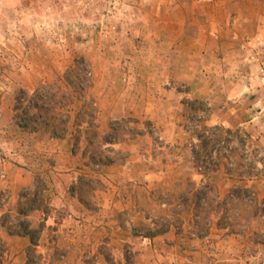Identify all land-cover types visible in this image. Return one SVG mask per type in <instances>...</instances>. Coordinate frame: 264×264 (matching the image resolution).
I'll return each instance as SVG.
<instances>
[{"label":"crops","instance_id":"crops-1","mask_svg":"<svg viewBox=\"0 0 264 264\" xmlns=\"http://www.w3.org/2000/svg\"><path fill=\"white\" fill-rule=\"evenodd\" d=\"M112 1L0 0V28H14L3 42L19 43L0 53V217L10 219L0 264H27L31 232L35 264H257L248 255L264 247V181L223 162L201 170L186 125L264 138V0H114L109 12ZM44 26L69 32L31 49L24 36ZM78 60L91 77L83 101L62 110L63 136L20 126L19 93L53 85ZM85 107L100 134L133 130L114 145L119 165L87 163V119L74 149ZM80 176L102 184L89 207L73 188Z\"/></svg>","mask_w":264,"mask_h":264},{"label":"rangeland","instance_id":"rangeland-1","mask_svg":"<svg viewBox=\"0 0 264 264\" xmlns=\"http://www.w3.org/2000/svg\"><path fill=\"white\" fill-rule=\"evenodd\" d=\"M25 2H27V4L29 5V3H33V7L37 6L36 1L37 0H24ZM102 3L104 2V4L106 2H110L111 0H100ZM112 3L108 4L107 10L111 11L112 10ZM109 11V12H110ZM46 12V11H45ZM15 16H19L20 12H14L13 13ZM3 27L4 30L6 31L7 29V33H9L10 29H14V28H9L6 26H3L0 28V35H3ZM17 29V28H16ZM69 32V28H65V27H59V28H53L52 26H47V27H40V28H32L31 30H28V32L26 33V37L27 40L25 42H27V45H29V47L31 49H34L35 47H37V45H43V47H50V44L52 45V43L50 42L49 44V40L53 41V43L55 42L56 38H58L59 36H63L64 34ZM1 35V41L0 42V53L6 52L9 53L10 49L12 48V50L17 51V49H19V43L18 44H10L7 42H3V36ZM18 36V35H16ZM55 38V39H54ZM61 39H64L63 37H61ZM31 42H28V41ZM59 46L61 47V43H58ZM18 45V46H17ZM64 47L66 48V44H63ZM62 48V49H63ZM21 49V47H20ZM59 49V48H58ZM35 60V59H33ZM81 64V66H80ZM87 65H85V63L81 60H78L76 65L74 64L72 68L73 70H76L78 74H85L86 77L88 79H90L91 77V72L90 70L86 67ZM68 70V69H67ZM66 72V71H65ZM64 72V74H65ZM64 74L62 75V77L60 78L61 80H57L55 79L53 81L54 85H58V86H63L61 87L62 90H65V92H71L72 96L75 97V99L77 101H83L80 100L81 98H84L85 95L82 94H76L73 93L67 83L64 80ZM73 75V73L71 74ZM75 76V75H74ZM42 84V83H41ZM50 86V85H48ZM47 93H44V95L48 94V90H46ZM45 91V92H46ZM32 93H29L23 96V100H21V106L19 107V109L17 110V118H18V114H20L21 112H24V108L28 105V100L29 98L32 96ZM81 96V98H80ZM65 109V108H64ZM81 110H85L84 114H83V118H85V120L89 119V112H92V108L90 107H85L82 108ZM35 112V110L30 109L27 113L28 114H33ZM29 116V115H28ZM28 118L27 116L25 117V119ZM190 124L192 125H196V127L191 128ZM120 129L123 128L126 131V135L130 136V133H133V130L130 129V127L128 125H126V123H122L120 124ZM255 127H257V125H255ZM186 129L189 132H192L193 134L191 135V139H190V143L188 148L190 149L191 152H193V158L196 160L198 159L197 164H199V168L202 169H214L217 170L220 166V164H225V168L226 170L230 173L232 171H234L237 167V165H239L240 167H242L241 169L243 170V175H246L247 179L249 181H264V138L262 137V135L260 134H253V136H245L242 134H235V133H228V134H224V135H220V130L218 127H204L201 125V119H197L194 118V120H191L189 123H187L186 125ZM209 130L210 134L208 136L204 135L202 133V131ZM77 130V128H76ZM87 131V130H86ZM85 131V132H86ZM134 131H136L134 129ZM80 132V129H79ZM85 132H84V137H85ZM110 133V132H109ZM129 133V134H128ZM82 134L80 133L79 136H81ZM101 135H106V134H101ZM154 138H155V142L157 143V145L163 146L165 144V139L162 137V135L160 133H158V130H154L153 132ZM211 135V136H210ZM219 136V137H218ZM119 138L118 137L116 139L117 143H119ZM115 140V139H114ZM125 140V137H124ZM195 140V141H194ZM84 145H83V149H82V153L85 151L86 148V142L84 141ZM116 143V144H117ZM115 145V144H114ZM114 145H106L105 143H103L101 145V150L106 151L109 149H112L116 152L119 153V156L117 157V159L122 160L125 156V153H122L121 151H119V149H116L114 147ZM208 146V152L207 153H203V155H200L199 152L201 150L202 146ZM212 145V146H211ZM93 148V147H92ZM92 150V149H90ZM90 150H87L86 155H84L87 158V163H89L88 161V156L90 154ZM110 157L114 156V153H109L106 152ZM237 194H238V189L234 188L233 190H231L230 196L236 200L237 199ZM25 195L27 196V194L25 193ZM248 201L252 200L253 196L251 195L250 191L248 193ZM236 205V204H235ZM258 209L260 210V212L264 213V199L262 200V202L260 203V206L258 207ZM25 220H14L12 221V225H18L23 223ZM6 223H10V219H7ZM145 229H140L139 233H145L144 231ZM208 248L210 249V254H212L213 252V247L212 244L210 242H207ZM263 250V249H262ZM3 257V255L0 257Z\"/></svg>","mask_w":264,"mask_h":264},{"label":"trees","instance_id":"trees-1","mask_svg":"<svg viewBox=\"0 0 264 264\" xmlns=\"http://www.w3.org/2000/svg\"><path fill=\"white\" fill-rule=\"evenodd\" d=\"M81 66V64H80ZM76 70L68 69L64 74V80L67 83L69 89L76 94L85 95L86 89L89 86V79L86 75L76 73ZM73 73V75H71ZM75 75V76H74ZM48 94L44 95V93ZM46 91V92H45ZM26 95L25 92H20L16 99V107L18 110L21 106V100H23V96ZM73 101V96L71 92H65L58 85H50V86H42L38 88L32 96L28 100V105L24 108V112L18 114V123L20 126L24 128H28L31 131H37L39 129H43L45 131H49L53 137H61L66 131L67 127V114L63 113L62 110ZM33 109L35 112L33 114H28L27 112ZM85 110H81L77 114L75 120V126L77 127L76 136L74 139V149L78 147L79 144V126L81 123L85 122V118H83V114ZM29 115V116H28ZM89 119L86 120L88 129L85 132L84 140L86 142V148L83 152V155H86L87 150H90V154L88 156L89 163L93 165H119L120 159H117L119 153L109 149L106 151L101 150V145L105 143L106 145H114L117 143L116 139L118 137V141H124V137L126 135V130L121 128L120 124L112 123L111 124V132L106 135H101L97 130L94 129L93 124V114L89 112ZM28 117L25 119V117ZM129 134V133H128ZM131 134V133H130ZM115 139V140H114ZM93 147V148H92ZM106 152L114 153L113 157H110ZM102 184L99 180L86 178L84 176H80L77 179L75 186V192L77 193L81 202L89 207V195L92 190L96 188H101ZM30 205H34L37 207L42 206V201L40 199L35 200V195L30 199ZM44 209H46L44 207ZM7 217L5 215L0 217V229L4 228L7 222ZM19 230L14 233L24 234L25 226L23 223L18 224ZM12 235V232H9V235ZM31 244L27 248V264H35V260L37 256L34 253V237L33 232L29 234ZM4 253V242L0 238V257Z\"/></svg>","mask_w":264,"mask_h":264},{"label":"built area","instance_id":"built-area-1","mask_svg":"<svg viewBox=\"0 0 264 264\" xmlns=\"http://www.w3.org/2000/svg\"><path fill=\"white\" fill-rule=\"evenodd\" d=\"M112 5L115 3L114 0L111 2ZM190 127H196V125L190 124ZM205 131H202V133L206 136L210 134L209 130L204 129ZM211 136V135H210ZM209 137V136H208ZM195 141V140H194ZM263 249V250H262ZM261 249L259 253H250L248 255L249 259L251 260L252 263H257V264H264V247Z\"/></svg>","mask_w":264,"mask_h":264}]
</instances>
